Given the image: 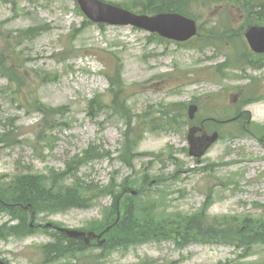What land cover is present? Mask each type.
<instances>
[{
  "label": "rangeland",
  "instance_id": "obj_1",
  "mask_svg": "<svg viewBox=\"0 0 264 264\" xmlns=\"http://www.w3.org/2000/svg\"><path fill=\"white\" fill-rule=\"evenodd\" d=\"M212 3L193 0L187 11L200 30L179 45L131 27L99 28L74 0H0V177L64 176L65 186L94 190L83 191L94 196L87 207L37 215L28 220L34 225L29 235L0 238L1 261L264 264L263 243L246 250L228 239L178 249L167 237L102 257L89 248L57 261H45L41 250L52 239L39 225L99 227L101 216L104 223L113 221V198L103 191L108 185L120 195L121 211L148 206L159 222L175 215L264 222V56L252 54L243 36L248 27L264 24V12ZM26 30L33 35H23ZM243 51L251 66L238 67ZM116 90L123 111L112 103ZM243 100L248 106L241 107ZM191 104L198 106L195 120H209L206 132L220 134L199 162L188 155ZM242 113L245 119L221 125ZM82 157V166H67ZM9 220L0 212V226Z\"/></svg>",
  "mask_w": 264,
  "mask_h": 264
},
{
  "label": "trees",
  "instance_id": "obj_2",
  "mask_svg": "<svg viewBox=\"0 0 264 264\" xmlns=\"http://www.w3.org/2000/svg\"><path fill=\"white\" fill-rule=\"evenodd\" d=\"M208 1H212V4L216 6L236 4L245 8L248 13H255L256 15H261L264 12V0L261 2H256L257 0ZM192 3L193 0H142L140 2L131 1L117 5L138 14L154 15L173 12L190 17L187 10ZM229 32L230 30L225 34ZM25 33L26 37H30L33 35V30H26V32H23V35ZM1 59H4V56H1ZM242 59V65L248 64L251 66L249 56H243ZM110 85L114 86V82L111 79ZM119 92V90H116L112 103L115 107H119L118 110L123 111V104L119 103ZM93 103L95 102L93 101ZM175 118L174 115L168 114V121L173 123ZM72 165H78V162H73ZM62 180L63 178L57 180L55 177L47 178L42 175L33 174L14 176L6 181L0 177V212H3L2 208L10 210L7 214L11 217L10 222L14 223L12 225L4 224L0 226V238L30 234L28 220L33 215L36 216L42 213L54 214L71 208H85L91 201L93 202V194L87 195L83 191L94 193V190H83L80 186H65L63 185L64 183H60ZM121 187V193H124L126 187ZM103 191L106 195L113 198V203L109 208L108 214V216H113V214L117 213L122 201L121 197L114 192L112 185H108ZM11 209L14 212H11ZM132 213L137 216L135 225L128 227L121 234L120 228L122 222ZM111 222L110 225L113 223ZM228 226L234 227L237 231L234 234H226L219 231ZM101 228L102 226L100 225L98 229ZM106 237L108 238L107 249L115 247L128 248L133 244L169 237L180 249L198 240L202 242H213L217 241V239L221 241L228 239L229 241L227 243L230 245L247 250L254 244H264V222H261V220L255 221L249 217L242 218L241 220L237 218L225 220L222 218H213L206 221L202 215L197 217H180L175 215L169 222L165 223L163 221L159 222L149 209L145 210L144 208L138 209L137 207L125 206L122 208L120 221L111 228ZM120 239H123V243L117 245ZM58 244H63L64 249L70 251L69 247L65 246L66 243ZM47 249L49 253L54 254L56 257L62 255L59 253L56 245L48 246Z\"/></svg>",
  "mask_w": 264,
  "mask_h": 264
},
{
  "label": "water",
  "instance_id": "obj_3",
  "mask_svg": "<svg viewBox=\"0 0 264 264\" xmlns=\"http://www.w3.org/2000/svg\"><path fill=\"white\" fill-rule=\"evenodd\" d=\"M82 12L94 23H104L108 25L133 26L139 29L157 33L161 37L185 42L196 35L197 28L193 20L178 14L167 13L156 16L135 15L121 8L105 4L99 0H76ZM245 38L252 51L264 53V27H250ZM197 108L190 106L188 116L194 117ZM196 130L191 129L188 135L190 142L189 154L193 157H201L205 150L217 139V134L211 137L203 135L199 139H194L193 134ZM69 237H79L78 233L70 230H61ZM0 264H4L0 261Z\"/></svg>",
  "mask_w": 264,
  "mask_h": 264
},
{
  "label": "bare ground",
  "instance_id": "obj_4",
  "mask_svg": "<svg viewBox=\"0 0 264 264\" xmlns=\"http://www.w3.org/2000/svg\"><path fill=\"white\" fill-rule=\"evenodd\" d=\"M2 210L4 212H10V210L5 208H2ZM11 212H14L13 209H11ZM136 221H137V216L134 213L129 214L127 219L123 221L121 224L120 233L123 234L128 229V227L135 225ZM112 222H113L112 225L114 226L116 224V221L113 220ZM121 243H123V239H120L117 245H120Z\"/></svg>",
  "mask_w": 264,
  "mask_h": 264
}]
</instances>
